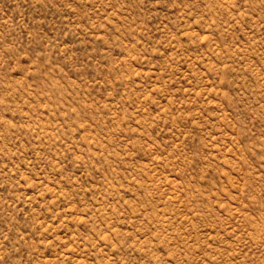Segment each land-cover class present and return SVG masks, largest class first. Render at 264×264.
Segmentation results:
<instances>
[{
  "label": "rangeland",
  "instance_id": "1",
  "mask_svg": "<svg viewBox=\"0 0 264 264\" xmlns=\"http://www.w3.org/2000/svg\"><path fill=\"white\" fill-rule=\"evenodd\" d=\"M0 264H264V0H0Z\"/></svg>",
  "mask_w": 264,
  "mask_h": 264
}]
</instances>
